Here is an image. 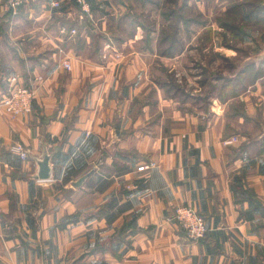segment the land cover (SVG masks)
Instances as JSON below:
<instances>
[{"label": "crops", "instance_id": "1", "mask_svg": "<svg viewBox=\"0 0 264 264\" xmlns=\"http://www.w3.org/2000/svg\"><path fill=\"white\" fill-rule=\"evenodd\" d=\"M89 2L91 17L76 0L14 16L0 0V264H264V0H178L176 26L209 32L214 54L197 110L155 77L186 57L161 50L175 0ZM12 75L36 90L27 117L3 107ZM44 148L53 177L37 180ZM182 205L204 240L174 220Z\"/></svg>", "mask_w": 264, "mask_h": 264}, {"label": "rangeland", "instance_id": "2", "mask_svg": "<svg viewBox=\"0 0 264 264\" xmlns=\"http://www.w3.org/2000/svg\"><path fill=\"white\" fill-rule=\"evenodd\" d=\"M175 3H177L175 8L178 10V12L174 16L171 15L169 19L171 24L169 25L168 29L164 28L165 26L163 27V29H161L160 37L162 39L163 37L167 36V34L171 36L174 35L175 33L174 38L177 39L174 42L173 50L175 53H180L181 51H183V49H187V51H185L186 57H184L185 60L171 62L172 63V64L170 63L171 66L170 65L167 66V64L159 66L158 71L155 74V77L158 78L157 80L159 81V84H161V86L167 87L168 90H171L176 95H179L180 93H182L183 95V93H186L187 96L190 97L187 107H190V109L192 110H197L199 105H201L202 108L203 107L205 108L207 102L211 101L208 99H206L205 101V96L207 97L209 96L210 98L211 95L216 94L215 89H213L214 84L208 82L206 80L207 78H203L202 76V74L205 71L204 65L208 64L209 61H205L203 63L201 60L205 57V55L208 57V59H210L211 57L213 58L214 54H213V50L211 49L207 50L204 48V50H201L200 48L199 40L201 38H205V40H207L210 37V35L207 34L209 32H207L206 34H201L200 30L198 29V25H193L192 27L194 28L192 29L182 26L183 23L182 24L179 23L180 27L176 26L178 25V22L181 20L179 16L181 13L180 12L181 9L179 7L180 4H178V0H175ZM172 8L173 7L170 6V8L168 9H172ZM160 24L162 25L164 24V20L162 17H160ZM211 36H213V34H211ZM185 39L186 40L191 39L192 43L190 44L188 42V46L187 45L184 46L182 43L184 42ZM167 48L169 47L165 46V44L163 46L161 45V50ZM215 65H218L220 67L219 69H222L223 71L231 69L230 63H227L225 61L213 63V67H215ZM239 65L242 66L243 63H240ZM21 80L24 81L23 78H21ZM205 81L208 83H204ZM245 82H247V80ZM6 85H7V81H6ZM201 97H202L201 101L206 102L205 104H203V102L199 100V98ZM182 99L183 98H181V100ZM237 110L238 111L241 110L240 105L237 107Z\"/></svg>", "mask_w": 264, "mask_h": 264}, {"label": "built area", "instance_id": "3", "mask_svg": "<svg viewBox=\"0 0 264 264\" xmlns=\"http://www.w3.org/2000/svg\"><path fill=\"white\" fill-rule=\"evenodd\" d=\"M81 12L88 17H91V5L89 0H76ZM23 3V0H6V5L9 11L14 15L19 14V9ZM53 7H59L58 1H52ZM66 69H71V64L65 62ZM35 88L32 84H27L21 80L18 75H12L7 79L6 93L3 99V107L6 113L13 117H27L33 112V102L35 99ZM14 153L19 154L21 159L28 158L27 150L22 146H16L12 149ZM148 165H141L137 168V171L142 172L148 169ZM174 220L185 231L187 237L194 242L204 240L209 229L203 216L197 211L188 206H177L173 214Z\"/></svg>", "mask_w": 264, "mask_h": 264}, {"label": "water", "instance_id": "4", "mask_svg": "<svg viewBox=\"0 0 264 264\" xmlns=\"http://www.w3.org/2000/svg\"><path fill=\"white\" fill-rule=\"evenodd\" d=\"M51 158H52V155L48 152L47 148H44L41 157L35 158L38 168H37V172L33 175L34 179L49 180L53 177V167L50 163ZM90 175L91 173H88L84 177L80 178L73 185L75 187H80Z\"/></svg>", "mask_w": 264, "mask_h": 264}, {"label": "trees", "instance_id": "5", "mask_svg": "<svg viewBox=\"0 0 264 264\" xmlns=\"http://www.w3.org/2000/svg\"><path fill=\"white\" fill-rule=\"evenodd\" d=\"M174 35H175V33H174ZM174 35L170 36L167 34V36H165V38H169L170 41H173V40L175 41L177 38H174ZM173 48H174V45L169 46L168 53H170V54L175 53Z\"/></svg>", "mask_w": 264, "mask_h": 264}]
</instances>
